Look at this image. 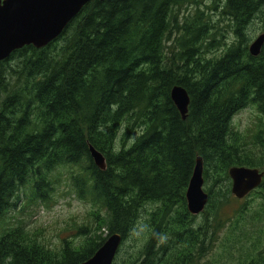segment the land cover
<instances>
[{"label": "trees", "instance_id": "trees-1", "mask_svg": "<svg viewBox=\"0 0 264 264\" xmlns=\"http://www.w3.org/2000/svg\"><path fill=\"white\" fill-rule=\"evenodd\" d=\"M200 3L90 0L48 44L0 61V264H79L114 233L111 264H264V178L237 199L228 176L264 170V44L252 56L247 33L254 19L264 33V0ZM249 104L263 121L240 130L232 116ZM197 157L208 200L195 215L185 193ZM67 167L93 224L52 246L22 213L50 200Z\"/></svg>", "mask_w": 264, "mask_h": 264}, {"label": "water", "instance_id": "water-1", "mask_svg": "<svg viewBox=\"0 0 264 264\" xmlns=\"http://www.w3.org/2000/svg\"><path fill=\"white\" fill-rule=\"evenodd\" d=\"M90 0H0V60L25 45L43 47L55 39ZM264 33L257 35L248 45L252 56L261 52ZM170 97L185 118L189 97L181 85H174ZM94 164L105 168L103 154L89 147ZM202 158L197 157L186 189V206L191 214L203 211L208 194L203 189ZM230 191L237 199H242L260 186L264 170L246 165L229 167ZM121 236L117 233L107 238L103 245L86 261L79 264H111L120 245Z\"/></svg>", "mask_w": 264, "mask_h": 264}, {"label": "rangeland", "instance_id": "rangeland-1", "mask_svg": "<svg viewBox=\"0 0 264 264\" xmlns=\"http://www.w3.org/2000/svg\"><path fill=\"white\" fill-rule=\"evenodd\" d=\"M199 6L206 10L203 4L210 5L211 0H200ZM193 8V5H191ZM211 14L213 22L219 27H224L223 18L216 12ZM250 37V44L254 38L263 33L260 30V21L254 19L247 30ZM227 43L232 39L228 29L225 31ZM222 47L216 50L214 54H219ZM232 123L240 130H255L257 125L263 121L261 114L252 104L237 111L231 119ZM77 167L59 168L54 171L57 182L54 184V192L48 201H38L26 207L22 213L30 227H38L42 229L43 236L52 245L57 246L60 239L67 238L74 241L79 240L77 226L82 224H93L88 215L90 202L77 197L73 186L72 174H75ZM235 201L231 207L236 206ZM81 236V235H80Z\"/></svg>", "mask_w": 264, "mask_h": 264}, {"label": "flooded vegetation", "instance_id": "flooded-vegetation-1", "mask_svg": "<svg viewBox=\"0 0 264 264\" xmlns=\"http://www.w3.org/2000/svg\"><path fill=\"white\" fill-rule=\"evenodd\" d=\"M11 53H12V52H11ZM11 53H10V55H11ZM10 55H9V56H10ZM9 56H8V57H9ZM8 57H6V58H4V59H7ZM4 59H2V60H4ZM2 60H0V61H2Z\"/></svg>", "mask_w": 264, "mask_h": 264}]
</instances>
